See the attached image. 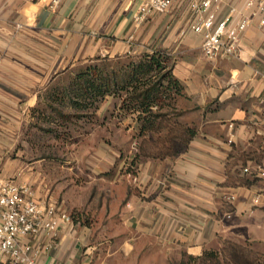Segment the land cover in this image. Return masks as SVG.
Listing matches in <instances>:
<instances>
[{"label":"crops","instance_id":"1","mask_svg":"<svg viewBox=\"0 0 264 264\" xmlns=\"http://www.w3.org/2000/svg\"><path fill=\"white\" fill-rule=\"evenodd\" d=\"M138 2L0 0V178L31 187L47 204L41 197L49 191L45 171L8 160L6 146L20 143V131L39 119L33 114L57 111L47 97L76 68L96 58L164 50L183 86L177 107L196 134L176 157L136 165L133 193L110 216L123 218L135 232L115 252L135 264H156L160 251L200 259L221 237H231L235 222L264 213V179L243 171L264 165V30L256 16L237 56L208 60L185 4L138 22ZM258 195L263 203L256 206ZM90 215L77 209L76 220L62 223L54 240L31 238L41 248L34 264H88L83 247L90 232L81 222Z\"/></svg>","mask_w":264,"mask_h":264},{"label":"rangeland","instance_id":"2","mask_svg":"<svg viewBox=\"0 0 264 264\" xmlns=\"http://www.w3.org/2000/svg\"><path fill=\"white\" fill-rule=\"evenodd\" d=\"M94 64L105 69L111 66L119 69L120 66L116 62L96 61ZM89 65L76 68L74 73ZM74 77H64L56 88L60 90L68 87ZM62 104L60 106L65 114L71 112L68 100ZM119 104L121 101L118 97L108 96L98 104L99 110L93 120L79 124L57 115L52 120L54 115L51 112L45 117L39 114L34 126L20 131V143L6 146L8 160L17 159L24 165L45 171V184L49 191L41 194V197L47 204L60 208L70 216H74L77 209H86L91 214L89 221L82 218L90 232L83 247L88 264H135V260L121 259L120 254L115 252L125 236L134 234V227L123 218L110 216L118 211L125 194L129 196L133 193L130 188L134 186V162L137 160L136 163H140L143 150H164L169 147L166 144V135L170 136L169 131H172L169 128L175 127L173 134H177L180 129L176 128H180L182 123L193 126L184 122L183 115L176 119V122L181 123L179 127L172 123L170 127L161 130V133L154 136L158 139L157 143L151 145L145 137L134 139L136 134L129 125L133 122L130 116L125 118L117 112L112 114L114 107ZM105 105L108 109L103 112L100 107ZM142 145L143 150H140ZM141 159L146 157L141 155ZM261 210L264 212V208ZM92 213L94 218L91 217ZM247 219L245 224L242 221L235 222L231 237L220 238L218 245L212 249L214 251H211L213 256L194 260L177 251H171L170 255L160 251L155 256L156 264H240V261L260 264L259 260L264 264V213ZM245 233L252 240H246L242 235Z\"/></svg>","mask_w":264,"mask_h":264},{"label":"trees","instance_id":"3","mask_svg":"<svg viewBox=\"0 0 264 264\" xmlns=\"http://www.w3.org/2000/svg\"><path fill=\"white\" fill-rule=\"evenodd\" d=\"M96 61L116 62L120 66L119 69L111 66L108 70L91 63L86 69L74 73L75 77L68 87L60 90L56 88V91L47 97L49 106L56 104L59 107L57 111H51L54 115L52 120L57 118L56 115L66 121L72 120L75 124L93 120L99 110L98 104L106 100L108 96H112L118 97L121 101L119 106L114 107L112 114L117 112L121 115L120 117L130 116L136 123L133 128L136 134L135 140L145 137L149 139L148 142L152 143L151 145H155L158 139L154 136L161 133V130L170 127L172 123L179 127L181 123L176 122V119L186 113L177 108V101L183 96V86L173 75V62L166 51L153 50L110 60L96 58L94 63ZM65 100L70 103L71 112L68 114H65L60 106ZM39 114L42 117L44 113ZM180 126L176 128L180 129V133L177 134H173L175 127L169 128L172 131H169L170 136L166 135L168 148L146 152L143 150V145L140 146V150H143L140 161L141 155L146 159L163 160L176 157L183 152L196 132L194 126L183 123ZM136 162L137 160L134 162L137 165ZM71 218L73 221L76 220V216ZM85 219L89 221V217ZM81 224L85 225L83 221ZM211 255L213 256L210 253L209 256ZM237 261L239 262V259ZM240 264L250 263L240 261Z\"/></svg>","mask_w":264,"mask_h":264},{"label":"built area","instance_id":"4","mask_svg":"<svg viewBox=\"0 0 264 264\" xmlns=\"http://www.w3.org/2000/svg\"><path fill=\"white\" fill-rule=\"evenodd\" d=\"M63 1L52 0V5ZM175 3L187 6L193 18L191 30L200 35L201 50L208 60L237 56L241 36L256 16L264 30V0H139L135 19L142 22L152 13H167ZM243 171L264 179V165ZM262 203L258 195L254 204ZM72 222L65 211L38 201L31 187L0 178V264H34L41 248L32 239L46 236L54 240L61 224Z\"/></svg>","mask_w":264,"mask_h":264}]
</instances>
